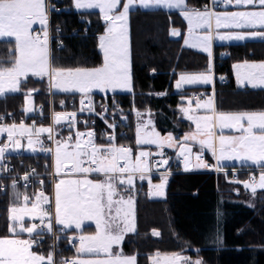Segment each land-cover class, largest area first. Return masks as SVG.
<instances>
[{"label":"snow or ice","instance_id":"6c2138e0","mask_svg":"<svg viewBox=\"0 0 264 264\" xmlns=\"http://www.w3.org/2000/svg\"><path fill=\"white\" fill-rule=\"evenodd\" d=\"M215 3V0H213ZM229 4L233 0H227ZM139 4L140 7H161L179 9L191 26L189 34L191 40H186L189 47H199L208 51L213 40V22L215 28L251 29L248 33L236 32L219 35L220 40H264V0H234L240 5L260 6L258 11H237L217 14L208 10L190 9L186 0H74L77 9H99L106 22V31L99 37V47L103 52V63L95 68L64 69L52 65L49 53V32L47 0H0V39L14 38L15 55L9 64L0 62V96L5 93H15L21 90L22 78L29 76L43 79L48 77L49 86L61 92H78L83 94L80 101L85 105V99L93 90H127L131 91V76L129 63L128 43V14L131 7ZM122 7V11H118ZM39 25L34 29L33 25ZM194 28H204L206 34L193 36ZM42 33V35H41ZM173 35H177L173 31ZM239 80L246 81L252 87L264 88V63H247L235 65ZM211 77L206 74L181 75L176 83L177 89L188 83H210ZM35 91V90H32ZM31 93H26V98ZM195 99V108H181L185 117L195 124V131L185 135L184 141L199 143L202 148L207 147L216 155L218 141L219 156L221 159H240L250 161L264 169V111L225 113L217 111L214 100L209 98L201 102ZM89 111L91 104L87 105ZM203 109L204 114L196 115V111ZM85 108L82 107L81 111ZM76 113L53 114V123L60 124L67 121L71 126ZM103 118V117H102ZM3 117H0V121ZM150 123V122H149ZM110 127H112L110 125ZM146 127V126H145ZM234 130L238 135H225L224 129ZM219 129V132L215 131ZM7 133V139L13 149L21 147L17 135L28 136V146H33L32 135L37 137L41 133H48V139L53 140L54 128H32L23 123L19 126H0V133ZM94 133L77 132L75 140L69 136L64 140H55V149H44L54 155V214L50 208L42 207L51 203L50 198L41 190L39 194L30 198L23 196V204L14 205L9 209L10 236L0 237V264H55L54 256L47 257L37 254L31 249L37 241L33 233L40 235L42 229L36 224L26 227L23 224L25 216L37 218L47 231H53V223L62 225L64 229L74 228L81 230L77 256L71 260H62L60 264H136L135 256H125L122 251H113V246H119L128 232L135 231L134 200L131 196L125 197L122 193L128 191L133 183L135 173H144L149 170L148 152L140 151L133 158L132 149L117 147L111 142L114 137L109 136V145L104 147L94 141ZM87 137V139H85ZM200 137H206L200 139ZM175 143L173 137L161 138L159 133L145 132L137 129L136 144H156L158 147H171ZM8 144L0 146V161L4 159ZM191 149L186 143L179 146V154L185 157V168L188 167V155ZM163 156V153H160ZM200 159V156H197ZM121 161L123 163H121ZM167 164V160L161 161ZM208 167V165H204ZM95 174V178H90ZM58 178V179H57ZM24 179L27 181L28 176ZM43 183V182H41ZM264 189V172L258 184L245 183L255 193L256 187ZM15 187V184L13 185ZM164 184L156 186V193L163 194ZM20 196L17 195V200ZM30 204V206H29ZM94 222L96 232L85 236L82 227L86 222ZM27 232L28 239L20 238V234ZM154 236L159 233L153 231ZM151 264H201L199 260H191L179 254L161 256L156 253L151 257Z\"/></svg>","mask_w":264,"mask_h":264},{"label":"trees","instance_id":"16d2710c","mask_svg":"<svg viewBox=\"0 0 264 264\" xmlns=\"http://www.w3.org/2000/svg\"><path fill=\"white\" fill-rule=\"evenodd\" d=\"M186 4L205 7L209 0H186ZM60 9L59 13L49 15L50 27L57 28L62 35L61 45L51 47L52 65L64 69L101 66L97 42L105 25L99 12L76 11L72 0H63ZM174 29L184 30L178 12L130 11L132 92L93 95L114 106L113 119H126L127 136L119 143L132 150L135 112L149 113L156 132L164 138L173 137L175 143L166 150L177 149L180 138L191 131L189 123L180 118L179 108L194 89L178 94L174 92V84L180 73L208 70L209 58L185 48L181 38L174 39L171 36ZM14 55V42L0 40V62L9 64ZM244 61L264 62V41L214 47L217 111H264V90L235 87L232 66ZM26 92L31 93L35 105L48 103L47 82L28 78L22 82L19 93L0 98V116H22ZM72 96L52 94V101L56 106ZM229 177L228 174H173L161 200L151 198L146 188L140 187L135 199V231L123 242L124 254L135 256L136 264H149V258L156 253L189 254L201 264H264V194H247L243 184L249 181L248 174H239L237 183L229 181ZM21 194V189H16L0 195V237L9 236L8 209ZM153 231L159 235L154 236ZM37 252L49 254L47 247ZM70 255V252L61 253L59 257Z\"/></svg>","mask_w":264,"mask_h":264},{"label":"built area","instance_id":"2783aa9c","mask_svg":"<svg viewBox=\"0 0 264 264\" xmlns=\"http://www.w3.org/2000/svg\"><path fill=\"white\" fill-rule=\"evenodd\" d=\"M47 2L49 5L48 16L50 13H59L61 11L60 3H62L63 0H47ZM188 8L201 11L205 10V8L210 11L214 9L227 10L229 9V5L222 3L216 7L207 5L205 7L188 6ZM47 30L49 32V49L54 44L57 47L60 46L62 43V35L60 31L57 28L52 29L50 26L47 27ZM205 96L206 93L202 91H190L188 93V97L193 101H195L193 98L204 99ZM81 99V95H74L55 106L52 101V96H49L48 103L36 105L35 112L29 116H26L25 114L22 116H17L16 114L0 116L3 117V120L0 121V126H11L12 124L19 126L23 123L28 128H32L33 125L36 129L41 127L54 128L53 140L48 139V133H41L39 137L32 135L31 138L34 140L32 147H34L36 151L31 152H27L23 148L13 149L7 139V135L0 134V146H3L4 144L9 145L5 151L4 159L0 161V195L12 190L21 189L22 196L28 195L30 198H34V195L39 194V192L43 190L44 194L50 198L51 203L43 204L42 207L50 208L54 214L52 194L54 184V178L52 175L54 171V155L52 152L45 151L44 149L54 150L56 147L55 140H64L69 136L73 137V140H75V134L77 132L87 133L89 131L95 134L94 141L97 145L108 147V138L109 136H112L114 137L111 142L113 145L130 148L128 145L119 143L121 139L127 136L128 124L126 119L112 118L114 113L111 112V109L114 106L109 105L104 99L93 96L84 98L85 105L82 106L80 103ZM89 103L92 107L91 111L87 109ZM82 107L85 108L84 111H81ZM54 113H76L74 123L71 126L67 121H63L60 124H54ZM110 125L112 127H110ZM15 138L25 139L28 138V136L27 134L22 137L17 135ZM85 139H87V137H85ZM38 140L43 142L44 149L41 148L40 143H37ZM192 148L195 149L196 147L192 146ZM161 152L163 153V156L160 155ZM148 153L150 155L146 159L149 167L154 169L152 170V174L169 173L165 171L177 173L179 167L185 162L184 158L178 156L177 150L169 151L162 149L157 151L151 149ZM165 159L167 160V164L163 167L161 161ZM200 159L204 165H208V167L204 166V171H202V173L213 175L228 174L230 175L229 181L231 182H237L236 177L239 174L244 173L249 175L252 172H258L243 169H223L217 165L215 156L204 149H200ZM121 163L123 162L121 161ZM25 176H28L27 181L24 179ZM92 177H95V174H93ZM253 180H255V178L250 176L249 183H252ZM14 184L15 187H13ZM36 225L38 229H42L40 235H36V233L33 234V238L37 241L33 244L36 251L47 247L49 253H52L54 256L55 264H60L62 260L72 259V255L62 257H59V255L67 252L73 253L78 243L77 233L64 229L61 225L55 223H53V231L49 232L43 227L40 220Z\"/></svg>","mask_w":264,"mask_h":264},{"label":"crops","instance_id":"0c3cea01","mask_svg":"<svg viewBox=\"0 0 264 264\" xmlns=\"http://www.w3.org/2000/svg\"><path fill=\"white\" fill-rule=\"evenodd\" d=\"M222 3H225V2H221V3H218V2H213V0H209V4L210 6H213V7H216L217 5L219 4H222ZM227 4V3H226ZM229 5V9H227L226 11H230V12H237V11H258L260 10V6H251V5H236L234 3V0H233V3L231 4H228ZM74 8V7H73ZM75 10V8H74ZM142 10V9H141ZM147 10H157V9H147ZM167 12H171V11H175V12H178L181 19L183 18L182 17V12L180 10H165ZM213 12H216V11H223V10H212ZM183 23H184V30H179V29H174L172 30L171 32V36L174 38V39H178V38H181L182 40V45L187 48V49H190V50H193L195 52H199V53H202V54H205L206 56H208L209 58V68L208 70L206 71H201V72H184V73H180L178 74L177 76V80L174 84V92L175 93H183L185 92L186 90H191V89H194L192 91H202V92H205L206 93V96H207V99L209 98H212L214 100V106H215V99H214V83H215V76H214V71H213V62H214V47L215 46H220V45H232V44H243V43H246V42H252V41H264L262 39H259V38H256V39H252V38H249V39H244V40H241L240 42H231V43H226V42H217L216 41V38H215V35L217 32H226V31H232V29H225V28H220V29H216L215 28V23L213 22V28H212V35H213V40L211 41V46H210V49L208 51H201V50H197L195 49L194 47H189L188 45L185 44V41H186V33L189 32V28L186 24V22L184 21V19H182ZM50 26V22H49V17H48V25L47 27ZM34 29H37L38 30V27L34 28ZM173 31H176L178 34L177 35H173ZM252 31L251 29H237V32H242V33H248ZM50 50L51 48L49 49V53H50ZM245 62L247 63H264V62H252V61H244V62H240V63H236L232 66V75H233V80H234V84H235V87L237 89H251V90H264V88L262 87H252L251 84H248L246 81H241L238 79L237 77V70L235 68V65L237 64H244ZM206 74V75H209L211 77V81L210 83H207V84H204V83H188V84H183L182 87L180 89H177L176 87V83L177 81L180 79V76L181 75H198V74ZM33 79H36V78H33ZM41 80V79H39ZM47 82V86H49V79L47 77V80H45ZM49 90V88H48ZM52 94L54 93H51V91H49V96H52ZM72 95H77V94H72ZM2 98V97H1ZM188 98H185L183 101H184V105L181 106L179 108V115H180V118L184 121H186L187 123L189 122L187 120V118L185 117L184 113L181 111V108L184 107V108H187V103H188ZM207 99H202L201 102H203L204 100H207ZM195 103L196 101L192 102V106L191 108H195ZM36 106V105H35ZM204 111L203 109H200V110H197L196 111V115H202L204 114ZM235 113H238V112H235ZM134 114H138L141 116V114L143 113H134ZM24 115V113H23ZM134 119H135V125H134V135L138 129V127H142L143 125L142 124H139L137 123V119L135 118L134 116ZM152 120V119H151ZM153 122V121H152ZM190 123V122H189ZM152 126H153V123H152ZM193 126V125H192ZM154 128V126H153ZM155 130V129H154ZM156 131V130H155ZM195 131V130H194ZM217 131V129L215 130ZM191 132V131H190ZM218 132V131H217ZM235 133V132H234ZM0 134H6L7 133H0ZM189 134V133H188ZM238 134V133H237ZM187 135V134H185ZM185 135H183L181 138H180V143L178 144V148L175 149L179 150V146L181 143H186L187 145H190V146H194L196 147L195 145H197L196 142H193V141H187L185 142L184 141V137ZM164 138V137H163ZM206 137H200V139H205ZM20 140V144H21V147L19 148H23L25 149L27 152H31L32 149L28 146V138H25V139H19ZM33 140V139H32ZM34 142V140H33ZM134 142H135V148L132 150V156L133 158H135L136 156L139 155V152L140 151H149L151 149L153 150H157V151H160L162 149H167V146H164L163 148H159V149H155V148H151V147H148L146 146L145 144L143 145H137L136 144V141H135V137H134ZM216 146H217V152H216V155H215V159H216V162H217V157L219 156V151H218V141H216ZM18 149V148H17ZM199 149V150H198ZM195 148V150H197L198 153H200V149H204V150H207L209 152L212 153V150L207 148V147H203L201 145H199V147ZM174 150V151H175ZM194 150V149H193ZM213 154V153H212ZM53 165H54V158H53ZM217 165L221 168H228V169H243V170H252V169H257V170H262L261 172H264V169H259V168H256L254 166H251L249 164H241V163H238L235 159H221L219 160V162H217ZM149 167V165H148ZM152 170H154L153 168L149 167V170L146 171L144 173V179H141L140 178V173H135L134 176H133V183L132 185L129 187L128 191L126 192H123L122 194L125 196V197H128V196H131L132 199L134 200V226H135V199H136V192L138 191V189L140 187H145L146 190H147V194L153 198V199H164V198H157L156 195V186L157 185H160L162 184V181H161V178L165 177L167 179L166 181V187H167V184L170 180V177L171 175L173 174H189V173H202V171H196V170H193L192 167L190 166L189 164V159H188V167L187 169L185 168V162L182 166L179 167V170L177 173H170V171H165V172H169V173H164V174H152ZM151 172V173H150ZM256 173H259V172H256ZM90 178H95V177H90ZM249 183V182H247ZM245 186V184H243ZM245 188V187H244ZM250 189H248V192H249ZM166 191V190H165ZM253 194H256V193H253ZM259 194H264V192H261ZM22 194L20 195V199L16 200L12 203V207L14 205H17V204H21V199H22ZM10 206V207H11ZM9 207V208H10ZM9 210V209H8ZM39 221V220H38ZM62 226V225H61ZM63 227V226H62ZM93 230H95V228H93V226H89V227H84L83 228V231L84 232H94ZM72 232H74L73 230H70ZM134 234V231L133 232H128L124 235V238L126 239L127 236H130V235H133ZM28 239V238H27ZM123 242H124V239L123 241L121 242V244L119 246H113V251H122L123 255L124 252H123ZM77 247V246H76ZM37 252V251H36ZM38 254H40L38 252ZM44 255V254H42ZM164 255V254H161V256ZM173 255V254H172ZM45 257H47L48 255H44ZM77 256V250H74L73 253H72V258L76 257ZM126 256V255H125ZM155 256V255H153Z\"/></svg>","mask_w":264,"mask_h":264},{"label":"rangeland","instance_id":"374dc122","mask_svg":"<svg viewBox=\"0 0 264 264\" xmlns=\"http://www.w3.org/2000/svg\"><path fill=\"white\" fill-rule=\"evenodd\" d=\"M126 2V0H122V3H125ZM215 2H218V3H221V2H225V3H227V4H229L228 2H227V0H215ZM72 5H73V7L75 8V10L76 11H96V12H99V14L101 15V18H102V21H103V23H104V25H105V29H104V33L102 34V35H104L105 34V31H106V22H105V20L103 19V17H102V14L100 13V11H99V9H77L75 6H74V0H72ZM136 9H142V10H147V9H160V10H179V9H168V8H161V7H149V8H143V7H140L139 6V4L137 3L135 6H133V7H131L130 8V10H129V14H128V43H129V63H130V76H131V53H130V33H129V15H130V11H132V10H136ZM123 9H122V7L121 8H119L118 9V11H122ZM231 13L230 11H226V10H223V11H216L215 13H217V14H222V13ZM182 15V19H184V21L186 22V24H187V26H188V28L190 29V25H189V21L187 20V19H185V17H184V15L183 14H181ZM49 17V16H48ZM36 27H38V29H39V25L37 24V25H33V28H36ZM237 32V29H232V31H226V32H217L216 33V35H215V38H216V41L217 42H226V43H231V42H240L241 40H220V39H218L217 37L219 36V35H227V34H229V33H236ZM204 34H206V30L204 29V28H194V30H193V36H202V35H204ZM101 36V35H100ZM99 36V37H100ZM99 37H98V42H97V46H98V50H99V52H100V54H101V56H102V63H103V52H102V50L100 49V47H99ZM0 40H9V41H13L14 42V38H2V39H0ZM186 40H191V37H190V34H189V32H187L186 33ZM14 44H15V42H14ZM195 49H197V50H201V51H204V50H202L201 48H199V47H194ZM102 65V64H101ZM28 78H36V79H39V78H37V77H32V76H29ZM27 78V79H28ZM22 80L24 81V79L22 78ZM41 80H47V77H44L43 79H41ZM49 85V84H48ZM48 88H49V90L48 91H51V93H54V94H66V95H68V94H77V95H81V96H83V94H81V93H78V92H61V91H58V90H56L55 88H51L50 86H48ZM20 92V91H19ZM19 92H15V93H5L4 95H2V96H0V98L1 97H4V96H6V95H9V94H16V93H19ZM132 92V89H131V91H127V90H121V89H117V90H115V91H113V90H107V91H99V90H93L90 94H89V96L88 97H90V96H93V95H99V96H107V95H114V94H130ZM26 93H29V92H26ZM26 93H25V97H24V101H23V113L26 115V116H29V115H31V114H33L34 112H35V101H34V99H33V96L32 95H30V97H27L26 98ZM49 93V92H48ZM87 98V97H86ZM204 99H207V96H205L204 97ZM188 101L189 100H191L189 97H188V99H187ZM202 100V99H201ZM192 102H194L193 100H191ZM192 106V105H191ZM189 107V104L187 103V108ZM135 113H137V112H135ZM134 116H135V118L137 119V123H139V124H142L143 126L142 127H140V129H141V135L143 136L144 135V133L145 132H156L155 130H154V128H153V126H152V117H151V115L149 114V113H143V114H141V116L140 115H138V114H133V126L135 125V119H134ZM188 120V119H187ZM189 122V125H190V127H191V132H193L194 130H195V124H193V122L192 121H190V120H188ZM150 122V123H149ZM193 125V126H192ZM146 126V127H145ZM217 131L219 132V129H217ZM157 133V132H156ZM224 134L225 135H238L237 133H234V130H230V129H227V128H225L224 129ZM134 137H135V141H136V139H137V131H136V133H135V135H134ZM160 137L161 138H163L161 135H160ZM146 146H148V147H151V148H155V149H159L160 147H158L156 144H145ZM199 143H197V145H195L196 147H197V149H198V147H199ZM190 149H191V152L189 153V154H187L188 155V159H189V164H190V166L192 167V169L193 170H196V171H204V163L201 161V159H197V156L199 155L200 156V153H198L197 152V150H195L194 148H192V146H190V145H187ZM219 146V145H218ZM194 149V150H193ZM199 150V149H198ZM144 151V150H143ZM145 152H147V151H145ZM177 154H178V156L179 157H181V158H184L185 159V157L184 156H181L180 154H179V150H178V152H177ZM238 163H241V164H249V165H251V166H254V167H256V168H259V169H262L259 165H256V164H252L250 161H243V160H240V159H235ZM224 169V168H223ZM226 169H228V168H226ZM251 171H258L259 173H250L249 174V177L251 176H253L254 178H255V182H256V184H258V182H259V178H260V176H261V174H262V170H257V169H252ZM171 173V172H170ZM161 181H162V183L164 184V188H163V194H157L156 195V197L157 198H164V196H165V190H166V181H167V179L165 178V177H163V178H161ZM249 182V181H248ZM232 183H237V182H232ZM245 187V186H244ZM248 189H250V188H246L245 187V191L247 192V194L248 195H250V196H253L254 194H253V192H252V190H249V192H248ZM261 192H264V189H262V188H259L258 186L256 187V191H255V193H261ZM238 193V191L235 193V194H237ZM52 194H53V204H54V184H53V190H52ZM21 205L23 204V197H22V199H21ZM29 206H30V204H29ZM12 207V206H11ZM10 207V208H11ZM9 208V209H10ZM38 220L39 219H37V218H29V217H27V216H25L24 217V219H23V224L26 226V227H30V226H32V224H37V222H38ZM7 221H8V228H9V224H10V220H9V210H8V213H7ZM89 226H93V228H95V224H94V222H91V221H89V222H86L85 224H84V226L82 227V232H83V234L85 235V236H88V235H94L95 234V232H96V228H95V230H93L94 232H84L83 231V228L84 227H89ZM68 230H73L75 233H77V235H78V243H77V247L74 249V250H77L78 248H79V236H80V234H81V230H76V229H74V228H69ZM33 234H35V233H33ZM11 234L9 233V236H10ZM29 237V234L27 233V232H24V233H21L20 234V238H22V239H27ZM124 240H125V238H124ZM33 252H35V253H37L38 254V252H36V250H35V248L34 247H32V249H31ZM174 255V254H173ZM179 255H181V256H183V257H188L189 259H191V260H193V261H195V260H199L198 258H196V257H191L189 254H179ZM162 256H171V255H162ZM151 257H154V256H151ZM150 257V258H151ZM149 258V264H151V259Z\"/></svg>","mask_w":264,"mask_h":264},{"label":"water","instance_id":"95a60500","mask_svg":"<svg viewBox=\"0 0 264 264\" xmlns=\"http://www.w3.org/2000/svg\"><path fill=\"white\" fill-rule=\"evenodd\" d=\"M63 121H61V123H62ZM165 166V164H163V167Z\"/></svg>","mask_w":264,"mask_h":264}]
</instances>
